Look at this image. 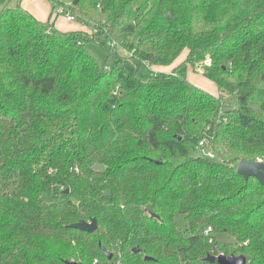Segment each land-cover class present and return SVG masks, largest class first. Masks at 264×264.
I'll return each instance as SVG.
<instances>
[{
	"label": "trees",
	"instance_id": "1",
	"mask_svg": "<svg viewBox=\"0 0 264 264\" xmlns=\"http://www.w3.org/2000/svg\"><path fill=\"white\" fill-rule=\"evenodd\" d=\"M47 1L90 32L0 0V264H211L212 248L264 264V187L236 173L264 162V0ZM184 50L210 54L226 98L184 67L148 74Z\"/></svg>",
	"mask_w": 264,
	"mask_h": 264
},
{
	"label": "rangeland",
	"instance_id": "2",
	"mask_svg": "<svg viewBox=\"0 0 264 264\" xmlns=\"http://www.w3.org/2000/svg\"><path fill=\"white\" fill-rule=\"evenodd\" d=\"M85 48L87 49V51L92 55V57L96 60V62L98 63V65L102 68H107L109 69L112 65H113V57L109 56L96 42L94 41H88L85 44ZM119 52V54H124L123 50L121 48L118 49L117 53ZM187 50H184L179 57L177 58V60L169 65V66H150L148 69V74H153V73H159V72H164V73H172L175 72L174 70L178 69V68H186L185 69V76L188 78L191 74L193 76H201L202 72H203V67L204 66H209L211 64L210 62V54L208 52L204 53V59H202L201 61H197L196 63H192V64H187L185 65L183 62L186 61L187 59ZM188 71V74H187ZM188 80L191 82L190 78H188ZM206 82H208V84L212 83L210 81H208L207 79ZM193 84V83H192ZM196 85V84H193ZM197 86V85H196ZM200 88V87H199ZM216 97H221V98H226L227 95L225 93H221L220 91H218L217 88V94L214 95ZM176 221L179 225L180 228L184 229L185 228V221L182 215H177L176 217ZM216 240L220 243L221 246H232L234 243V239L225 234V233H219L216 234Z\"/></svg>",
	"mask_w": 264,
	"mask_h": 264
},
{
	"label": "water",
	"instance_id": "3",
	"mask_svg": "<svg viewBox=\"0 0 264 264\" xmlns=\"http://www.w3.org/2000/svg\"><path fill=\"white\" fill-rule=\"evenodd\" d=\"M79 0H74L73 5H77ZM158 163H161L158 161ZM95 171H102L103 166L102 165H95L93 167ZM236 173L240 177H242L244 180H248L250 178L256 180L260 185L264 187V162L257 160V161H240L237 164L236 167ZM108 195V193H107ZM151 216L155 217L153 213H150ZM71 228L86 232V233H95L97 231V222L95 219H91L90 221H80L77 223H74L70 225ZM104 253V255L107 257V260L110 261L113 258V255L105 250L103 247H100ZM133 253H138V247H135L133 249ZM145 259H150L146 257ZM205 261L209 262L211 264H247V260L245 256H235L233 254H230L228 256H220L218 258H215L214 256L207 254L205 257ZM65 264H76L72 261H65Z\"/></svg>",
	"mask_w": 264,
	"mask_h": 264
},
{
	"label": "crops",
	"instance_id": "4",
	"mask_svg": "<svg viewBox=\"0 0 264 264\" xmlns=\"http://www.w3.org/2000/svg\"><path fill=\"white\" fill-rule=\"evenodd\" d=\"M20 6L36 20L41 22L50 21L53 23L54 27L61 32H71V31H84L90 32V29L85 25L77 23L74 21H68L66 15L57 13L52 9L51 4L47 0H20ZM188 74V71H187ZM191 83L196 84L201 89L216 95L217 86L212 82L211 84L204 80L203 75L193 76L189 74ZM187 78V79H188Z\"/></svg>",
	"mask_w": 264,
	"mask_h": 264
},
{
	"label": "built area",
	"instance_id": "5",
	"mask_svg": "<svg viewBox=\"0 0 264 264\" xmlns=\"http://www.w3.org/2000/svg\"><path fill=\"white\" fill-rule=\"evenodd\" d=\"M59 13V12H58ZM66 18H67V20L68 21H74V18H73V16H70V15H66ZM203 145H204V142L203 141H201L200 143H199V147H203ZM203 153V155L205 156V157H207V158H209V159H214L215 158V154L212 152V151H210V150H208V151H203L202 152ZM210 233H211V229L210 228H207L205 231H204V235H210ZM209 243H213V238H209ZM209 254L210 255H212V256H214L215 258H218V257H220V256H228V255H226V254H224L222 251H218V250H215L214 248H212L211 249V251L209 252Z\"/></svg>",
	"mask_w": 264,
	"mask_h": 264
}]
</instances>
